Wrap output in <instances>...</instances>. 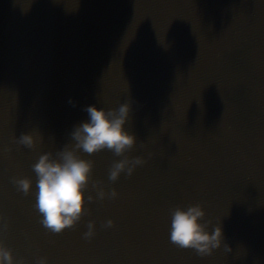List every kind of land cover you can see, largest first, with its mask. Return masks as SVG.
<instances>
[{
  "label": "water",
  "instance_id": "1",
  "mask_svg": "<svg viewBox=\"0 0 264 264\" xmlns=\"http://www.w3.org/2000/svg\"><path fill=\"white\" fill-rule=\"evenodd\" d=\"M93 102L131 104L125 155L145 162L113 181L123 156L81 152L96 198L52 232L32 165L74 143ZM26 131L34 147L16 139ZM192 203L223 226L210 254L170 239L172 209ZM0 240L25 264H264V0H0Z\"/></svg>",
  "mask_w": 264,
  "mask_h": 264
},
{
  "label": "clouds",
  "instance_id": "2",
  "mask_svg": "<svg viewBox=\"0 0 264 264\" xmlns=\"http://www.w3.org/2000/svg\"><path fill=\"white\" fill-rule=\"evenodd\" d=\"M69 103L75 106L77 101L69 97ZM83 107L87 118L73 126L70 135L74 143L65 144L56 155L42 152L32 165L37 174L34 207L40 214V222L52 232L74 227L87 211V202L96 198L87 191L94 164L80 155L81 152L92 154L109 149L117 156H123L110 168L109 176L113 181L125 170L131 175L137 165L145 162L143 156L125 155L137 142L135 133L126 127L131 112L129 102L115 108H105L95 102ZM16 139L28 147H34L37 142L36 135L30 131L22 132ZM12 180L18 190L25 194L31 192L33 182L30 177L14 176ZM97 191L101 199L108 194L103 187H98ZM110 195L116 197L117 190L112 188ZM205 215L200 203L177 205L171 212L170 239L180 247L196 249L201 255L212 253L224 243V230L219 222L210 230L208 225L212 221H204ZM104 223L111 226L114 221L109 218ZM95 228V221L89 220L88 230L83 235L91 238ZM224 247L232 251L230 244H224ZM0 264H25V261L17 259L13 250L0 240ZM36 264H48V258L41 256Z\"/></svg>",
  "mask_w": 264,
  "mask_h": 264
}]
</instances>
